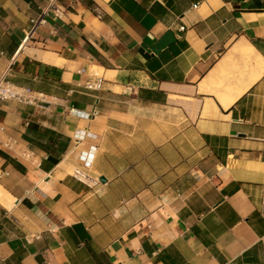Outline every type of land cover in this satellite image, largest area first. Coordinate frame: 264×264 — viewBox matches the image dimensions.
Instances as JSON below:
<instances>
[{
  "label": "crops",
  "instance_id": "obj_1",
  "mask_svg": "<svg viewBox=\"0 0 264 264\" xmlns=\"http://www.w3.org/2000/svg\"><path fill=\"white\" fill-rule=\"evenodd\" d=\"M262 2L0 0V73L38 97L0 99V264H264V70L199 90L244 40L264 64Z\"/></svg>",
  "mask_w": 264,
  "mask_h": 264
},
{
  "label": "bare ground",
  "instance_id": "obj_2",
  "mask_svg": "<svg viewBox=\"0 0 264 264\" xmlns=\"http://www.w3.org/2000/svg\"><path fill=\"white\" fill-rule=\"evenodd\" d=\"M235 56L239 58V62L234 60ZM263 70L264 64L261 56L255 52L249 42L244 40L232 47L220 60L216 68L200 83L199 90L213 93L217 100L226 107L251 82L255 81ZM248 71L252 72L246 79L245 75ZM0 203L7 206L12 203V197L1 186Z\"/></svg>",
  "mask_w": 264,
  "mask_h": 264
},
{
  "label": "built area",
  "instance_id": "obj_3",
  "mask_svg": "<svg viewBox=\"0 0 264 264\" xmlns=\"http://www.w3.org/2000/svg\"><path fill=\"white\" fill-rule=\"evenodd\" d=\"M49 8L52 10V12L55 15H58L60 12V8L55 5L54 3H50L49 4ZM45 22V13H42L41 15H39L36 18H32L30 19V29H29V33H31L34 28ZM9 68L5 69L4 71H2L0 73V99L2 98H6V99H16L18 101H26L28 103H33L38 97L36 95H33V91L32 89L28 88V87H18L17 85L12 84L9 81ZM81 72L83 71V69L80 70ZM101 83H102V77L100 75H89L86 82H85V86L87 88L90 89H100L101 87ZM77 133L82 134L84 133V131L79 130L77 131ZM91 153H85L84 154V163L85 165L88 167L90 165V157ZM6 176L8 175V171L7 170H0V177L2 176ZM73 176L81 181L82 183L85 184H89L90 182H95L86 171L80 169V168H75L73 171Z\"/></svg>",
  "mask_w": 264,
  "mask_h": 264
},
{
  "label": "water",
  "instance_id": "obj_4",
  "mask_svg": "<svg viewBox=\"0 0 264 264\" xmlns=\"http://www.w3.org/2000/svg\"><path fill=\"white\" fill-rule=\"evenodd\" d=\"M250 4H251V2H250ZM251 7L252 8H255L256 7V4L252 3L251 4ZM260 7L264 9V2H262L260 4ZM171 35H172L171 32L168 31V32L165 33V35L156 44L151 45L150 47H145L144 45H142L141 48H142V50L145 49L146 52L151 51V50L155 52L159 48H161V46H163L164 44L169 43L172 40L171 39ZM101 180H103V179H101Z\"/></svg>",
  "mask_w": 264,
  "mask_h": 264
}]
</instances>
